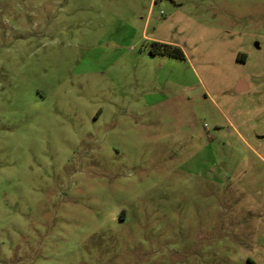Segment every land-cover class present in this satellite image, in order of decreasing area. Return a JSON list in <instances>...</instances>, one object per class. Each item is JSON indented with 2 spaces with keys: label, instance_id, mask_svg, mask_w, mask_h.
<instances>
[{
  "label": "rangeland",
  "instance_id": "1",
  "mask_svg": "<svg viewBox=\"0 0 264 264\" xmlns=\"http://www.w3.org/2000/svg\"><path fill=\"white\" fill-rule=\"evenodd\" d=\"M0 264H264V0H0Z\"/></svg>",
  "mask_w": 264,
  "mask_h": 264
},
{
  "label": "trees",
  "instance_id": "2",
  "mask_svg": "<svg viewBox=\"0 0 264 264\" xmlns=\"http://www.w3.org/2000/svg\"><path fill=\"white\" fill-rule=\"evenodd\" d=\"M157 52L163 55L172 56L174 58L183 59L185 57L183 51L179 47L158 43Z\"/></svg>",
  "mask_w": 264,
  "mask_h": 264
}]
</instances>
